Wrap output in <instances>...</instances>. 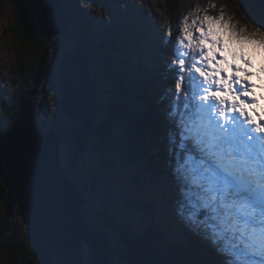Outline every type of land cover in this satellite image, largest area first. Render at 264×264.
Returning a JSON list of instances; mask_svg holds the SVG:
<instances>
[{
  "label": "snow or ice",
  "instance_id": "1",
  "mask_svg": "<svg viewBox=\"0 0 264 264\" xmlns=\"http://www.w3.org/2000/svg\"><path fill=\"white\" fill-rule=\"evenodd\" d=\"M215 7L197 4L176 21L175 38L170 25L162 35L171 45L163 98L172 211L219 264H264V109L255 92L264 81L250 79L264 63L253 72L246 50L264 52V25L238 28L223 8L210 14Z\"/></svg>",
  "mask_w": 264,
  "mask_h": 264
},
{
  "label": "trees",
  "instance_id": "2",
  "mask_svg": "<svg viewBox=\"0 0 264 264\" xmlns=\"http://www.w3.org/2000/svg\"><path fill=\"white\" fill-rule=\"evenodd\" d=\"M8 1L16 5L15 0ZM62 1L65 3V0ZM24 2L25 0L16 7V16L11 24V30L21 47L27 42L29 47L38 51L39 54L31 62L19 61L17 72L22 85L16 99L6 98L1 102L0 139L17 117L28 94L37 90L38 87L41 91L40 84L43 80V83L47 79L51 81L48 78L50 61L47 52L54 46L55 41L45 44L43 39L32 33L24 17ZM237 3L239 10L245 9V12L251 16L252 25L264 21V3L261 0H237ZM102 8L106 10L107 7ZM162 9L169 18V25L173 29V38H175L178 34L176 21L180 18L177 1L163 0ZM148 10L141 16L135 15L133 19H139L140 23L147 26ZM68 13L71 27L79 18L78 34L92 49L91 61L99 65L100 70L96 69L93 75L97 77L99 83L107 82L108 84L105 89V93L108 94V103L105 106L103 104L104 109L99 114V122L93 129L90 143L91 150L99 152L98 162L90 166L91 179L96 173H101L107 163L112 165V162L103 154L113 152L129 164H139L150 180L160 176L166 182H170L171 146L168 148L165 144V141L169 139L170 125L167 120L162 119L165 116L160 115V112L165 114L168 101L163 98V93L171 87V84L166 82L167 61L171 59L169 54L171 45H166L162 36H159L157 30L153 28L149 32V39H153L151 44L153 49L149 50V54L153 57L148 62L151 65V71L139 63L134 67L132 60H128L127 56L119 57L118 53L120 51L123 53L127 46L135 47L139 43V35L136 37L128 29H121V27L118 29V24L99 31L91 26L88 17L81 13L79 16V10L76 7L69 9ZM130 34L134 41L133 45L128 40H124L125 35L130 37ZM156 55L159 58H155ZM160 58L163 60L157 61L154 66L152 61ZM157 71H159L158 76ZM157 80L162 88V97L158 103H154V98L150 95L155 89ZM51 88L48 85L37 114L41 115L46 109V97L51 92ZM98 105H100L99 102ZM37 124L42 128L41 123ZM62 126L66 132L65 144L72 149L73 144L67 139L69 126ZM152 149L154 152H151ZM78 165L81 166L79 163ZM163 186L166 191L170 190L167 183ZM154 200L153 198H150L148 202L138 200L136 202L138 210L144 211L155 207ZM5 206L6 189L0 176V264H55L56 262L87 264L82 255L78 261H73L68 252L53 242L34 247L28 241L21 220L15 216L7 217ZM83 212L88 223L95 227L100 222L99 225L104 227L111 237L109 238L102 229L96 228L101 236L98 255L95 261L91 258L88 264H94V262L110 264L112 256H119L131 264H219L217 256L206 243L189 233L174 217H165L163 203H160L157 208V213L162 216V219L148 227L138 222L132 227L134 231L115 220L113 216L111 217L107 209L97 202L91 203L85 199ZM92 213L94 219L91 218Z\"/></svg>",
  "mask_w": 264,
  "mask_h": 264
},
{
  "label": "rangeland",
  "instance_id": "3",
  "mask_svg": "<svg viewBox=\"0 0 264 264\" xmlns=\"http://www.w3.org/2000/svg\"><path fill=\"white\" fill-rule=\"evenodd\" d=\"M99 1L104 2L102 3ZM176 1L180 17L194 8L197 4L203 8L207 7L210 2H214L216 7L215 9L209 8L210 14L219 15L221 8H223L225 19L227 20L231 18V22L236 24L238 28L247 27L251 24V16L245 12V9L239 10L240 7L237 0ZM15 2L16 5L8 0H0V105L2 100L6 98L16 99L19 94V89L22 85L17 72L19 61L31 62L39 54L38 51L30 48L27 42L23 43V47H21V45H19L15 40L11 30V24L15 20L16 7L17 5H21L23 0H15ZM64 4L68 10L76 7V9L79 10V16L81 13L82 15L88 17L90 19L91 26L95 29H99V31L105 28H111L114 24H118V29L121 27V29L130 30V32L136 37L139 35V43L135 47L131 46L129 48L127 46V49L123 53L120 51L118 56L122 58L127 56L128 60H132L134 67L139 63L141 66H144L151 71V65L148 62H150L149 59L153 57L149 54V50L153 49L151 46L153 39H149V32L154 28L157 30L158 35L162 36L165 28L169 26V18H167L162 9L163 0H65ZM103 6L107 7L106 10L102 8ZM115 9L117 10L115 11ZM146 10H148L147 20L149 22H147V26H144L142 22L140 23L139 19L134 20L133 18L135 15L141 16V14L145 13ZM77 20L78 21L74 22L71 27L69 18V24H67L66 31L53 37L52 40L55 41V44L53 47H50L47 52L50 61V73L48 78L51 80L48 85L52 88L51 92L46 97V109L42 111L41 115L37 114V112L40 108L43 94L46 92L45 91L43 93L41 87L44 80L40 84L41 91L38 87L35 92L34 101L36 106V115L38 116L37 123L42 124V128L40 129L44 131H50L58 125L60 120H62V125L69 126L66 118L64 117L61 119L60 114L59 100L63 90V76L60 60L63 51L72 49L75 45L76 37H81L78 34L79 18ZM260 25H264V21L253 25V27ZM261 30L264 31V28ZM127 35H125L124 40H128L129 43L133 45L134 41L131 38V34L130 37ZM246 50L249 51L252 59V70L253 72H256L260 65L264 63V52L252 53L250 49ZM155 58H159L158 55H156ZM159 60H163V58L154 59L152 64L156 66V63ZM237 63H239V61H237ZM95 66L97 68H95ZM96 69H99V65L96 62L91 61L90 71L92 74H94ZM158 74L159 71H157V76ZM250 79L253 82L260 84L261 81H264V73H262L259 77L254 75L250 77ZM107 86V82H98L96 88L97 103L99 102L100 104L97 106L98 114L96 124L99 122V114L104 109L103 104L105 106V104L108 103V94L107 92L105 93ZM154 88L155 89L150 97L154 98V103H158L162 97V88L158 80L155 83ZM160 115L165 116L163 112H160ZM162 119H165L166 121V117ZM65 137L66 132L64 131L59 152L60 160L64 170L73 179L84 199H87L91 203L97 202L101 204L107 209L111 217L113 216L115 220L124 224L131 231H134L132 227H134L138 222L148 227L152 226L157 220L162 219V216L157 213V208H159L160 203H163L165 217L171 216L175 218L172 211L174 200L171 180L170 182H166V180L160 176L156 179L150 180L139 164H129L126 161H123L120 155L113 152H105L103 154L106 159L112 162V165H108L107 163L104 170L101 173H96L93 176V179H91L92 176H90V166H93L98 162L99 152L97 153L96 151L91 150V146L89 144L84 153L77 155L74 146L71 149L67 146V144H65ZM165 144L168 145V148L171 146L169 139L165 141ZM152 151L154 152L153 149L151 152ZM75 156L78 160H75ZM78 163L81 166H79ZM166 183L169 185V191H166L163 186V184ZM150 198L155 199V207L139 211L136 202L138 200L148 202ZM93 217L94 214L92 213L91 218L94 219ZM99 224L100 222H98L95 227L105 231L104 227ZM106 233L107 236L111 238L108 235V232ZM81 255L87 264L91 261L89 246L83 245ZM55 264L67 263L56 262ZM110 264L131 263L119 256H112Z\"/></svg>",
  "mask_w": 264,
  "mask_h": 264
},
{
  "label": "water",
  "instance_id": "4",
  "mask_svg": "<svg viewBox=\"0 0 264 264\" xmlns=\"http://www.w3.org/2000/svg\"><path fill=\"white\" fill-rule=\"evenodd\" d=\"M23 13L29 29L45 44L65 32L69 24L68 9L62 0H25ZM91 58V47L78 36L74 47L64 50L60 60L63 76L60 114L69 124L67 139L77 155L86 151L96 126L98 79L90 71ZM49 83L48 79L43 83V93ZM35 92L28 94L0 139L6 216L21 220L34 247L53 242L76 262L85 245L95 261L101 236L85 220V199L61 163L62 120L50 131L40 129Z\"/></svg>",
  "mask_w": 264,
  "mask_h": 264
},
{
  "label": "bare ground",
  "instance_id": "5",
  "mask_svg": "<svg viewBox=\"0 0 264 264\" xmlns=\"http://www.w3.org/2000/svg\"><path fill=\"white\" fill-rule=\"evenodd\" d=\"M263 104H264V101L262 102ZM97 114H98V112H97ZM97 114H96V117H97ZM96 122V121H95ZM97 125V124H96ZM159 157V156H158ZM164 210V209H163ZM167 210V209H166ZM165 213V212H164Z\"/></svg>",
  "mask_w": 264,
  "mask_h": 264
}]
</instances>
